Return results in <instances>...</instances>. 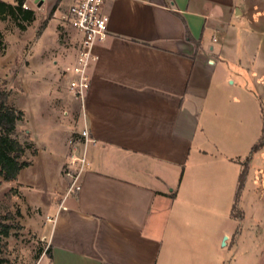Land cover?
<instances>
[{
  "label": "crops",
  "instance_id": "crops-1",
  "mask_svg": "<svg viewBox=\"0 0 264 264\" xmlns=\"http://www.w3.org/2000/svg\"><path fill=\"white\" fill-rule=\"evenodd\" d=\"M105 12L83 102L65 74L77 53L38 50L53 19L22 70L36 82L55 67L25 117L36 153L9 181L40 211L37 264H264V0H118ZM85 129L93 143L70 145ZM72 152L87 167L65 199Z\"/></svg>",
  "mask_w": 264,
  "mask_h": 264
},
{
  "label": "rangeland",
  "instance_id": "rangeland-1",
  "mask_svg": "<svg viewBox=\"0 0 264 264\" xmlns=\"http://www.w3.org/2000/svg\"><path fill=\"white\" fill-rule=\"evenodd\" d=\"M0 1L15 5V0ZM71 2L72 0H43L38 6L31 4L35 17L31 23L25 22L16 11L14 14L7 12L0 16V90L10 95V105L23 111L30 124L34 123L33 99L44 100L49 96L51 85L47 81L48 74L55 67H42V78L36 82L31 80L30 72L23 74L22 70L27 65L34 39L43 33L52 19L38 46L39 52L53 49L55 53L62 50L77 53L76 33L64 20ZM26 118L18 124L16 131L19 140L27 147L22 159L24 162H28L36 153L30 141ZM32 139L47 143L49 136L35 134ZM40 215V211H33L30 207L17 183L6 182L0 177V224L13 227L10 237L6 239L7 247L3 255L6 264H37L45 249L44 243L33 231L35 218ZM230 244L229 240L228 246Z\"/></svg>",
  "mask_w": 264,
  "mask_h": 264
},
{
  "label": "built area",
  "instance_id": "built-area-1",
  "mask_svg": "<svg viewBox=\"0 0 264 264\" xmlns=\"http://www.w3.org/2000/svg\"><path fill=\"white\" fill-rule=\"evenodd\" d=\"M62 2V0H58ZM118 0H72L64 15V20L76 33L77 55L75 63L65 70L71 75L69 90L77 100L84 101L91 87L90 67L98 57L95 47L106 40L109 32L110 17L105 12L108 4ZM43 0H15L24 10H31V4L38 6ZM93 143L88 129L83 130L70 141L72 146H87ZM85 154L72 152L63 167V177L67 180L65 199L77 195L82 190L81 176L86 170Z\"/></svg>",
  "mask_w": 264,
  "mask_h": 264
},
{
  "label": "trees",
  "instance_id": "trees-1",
  "mask_svg": "<svg viewBox=\"0 0 264 264\" xmlns=\"http://www.w3.org/2000/svg\"><path fill=\"white\" fill-rule=\"evenodd\" d=\"M15 11L25 22L31 23L35 20L33 10H24L21 4L11 5L0 1V16L7 12L14 14ZM9 99L10 95L0 90V177L6 182L17 180L21 171L30 166L29 162L22 160L27 147L16 135L18 124L24 121L25 113L11 106ZM246 176L247 169H244L239 180V192L244 186ZM12 229L10 225L0 224V264H6L3 255L7 247L6 239L10 237ZM47 254L51 257L49 250Z\"/></svg>",
  "mask_w": 264,
  "mask_h": 264
}]
</instances>
